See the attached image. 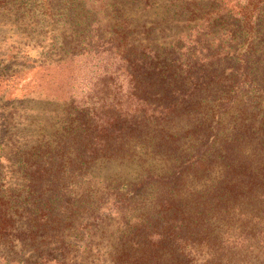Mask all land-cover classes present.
Returning a JSON list of instances; mask_svg holds the SVG:
<instances>
[{"label": "trees", "instance_id": "1", "mask_svg": "<svg viewBox=\"0 0 264 264\" xmlns=\"http://www.w3.org/2000/svg\"><path fill=\"white\" fill-rule=\"evenodd\" d=\"M61 1L78 29L52 47L84 58L82 95L55 123L3 119L25 191L0 239L39 264H264V0H88L97 25Z\"/></svg>", "mask_w": 264, "mask_h": 264}, {"label": "rangeland", "instance_id": "2", "mask_svg": "<svg viewBox=\"0 0 264 264\" xmlns=\"http://www.w3.org/2000/svg\"><path fill=\"white\" fill-rule=\"evenodd\" d=\"M92 5L99 9L100 3L86 0L82 4L85 15L94 25L106 23L102 18L110 12H88ZM65 6L61 0H37L34 7L26 6L0 15V200L11 199L13 194L15 198L17 193L25 191V182L18 167L11 164L7 157L8 151L2 138L5 135L3 119L13 112L16 128L21 130H26L30 120L36 116L42 121L55 123L60 120L56 113L67 107L72 99L82 95L79 87L83 76L78 71L80 65L84 64V58L70 61L71 55L52 47L54 42L62 43L64 38L70 37L78 29ZM130 16H133L136 24L147 27L160 22L158 16L143 10ZM81 21L86 23L84 18ZM50 117L53 120L48 119ZM19 121H22L21 126L18 125ZM80 229L74 230L71 237L78 246L84 242ZM20 241L15 237L0 239V264L40 263L42 258L37 257L38 252L34 260L31 259L33 252L26 250ZM51 258L46 264H60L58 255ZM64 262L75 264L70 259Z\"/></svg>", "mask_w": 264, "mask_h": 264}]
</instances>
